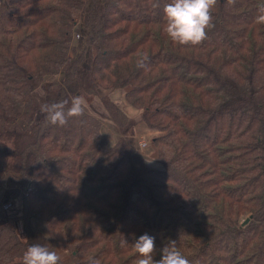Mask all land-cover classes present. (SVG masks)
I'll use <instances>...</instances> for the list:
<instances>
[{
    "label": "trees",
    "instance_id": "1",
    "mask_svg": "<svg viewBox=\"0 0 264 264\" xmlns=\"http://www.w3.org/2000/svg\"><path fill=\"white\" fill-rule=\"evenodd\" d=\"M169 2L0 6V185L16 181L10 198L20 201L0 203V264H22L33 244L60 264H136L144 233L157 261L175 241L190 264H264V0H217L196 46L164 33ZM101 91H121L141 112L159 168L124 137L110 146L85 108L65 126L41 111ZM101 100L126 127L122 109Z\"/></svg>",
    "mask_w": 264,
    "mask_h": 264
},
{
    "label": "clouds",
    "instance_id": "2",
    "mask_svg": "<svg viewBox=\"0 0 264 264\" xmlns=\"http://www.w3.org/2000/svg\"><path fill=\"white\" fill-rule=\"evenodd\" d=\"M230 4L235 0H228ZM217 0H170L165 4L163 13L165 16L164 33L170 40L180 46H196L207 38V31L214 27L212 9ZM255 23L264 25V5L257 8ZM68 101L58 103H45L41 111L47 113V119L52 125L65 126L71 117L83 115L85 100L83 96H74L71 107L65 111ZM122 246L127 241L121 242ZM138 254L136 264H190L189 260L176 248V242L172 241L163 247L161 258L154 260L156 252L155 237L144 233L138 237L133 245ZM60 256L47 247L33 244L23 254L22 264H60ZM90 264H100L99 260H91Z\"/></svg>",
    "mask_w": 264,
    "mask_h": 264
},
{
    "label": "rangeland",
    "instance_id": "3",
    "mask_svg": "<svg viewBox=\"0 0 264 264\" xmlns=\"http://www.w3.org/2000/svg\"><path fill=\"white\" fill-rule=\"evenodd\" d=\"M3 4H4V0L2 2H0V6H2ZM84 46H85V44H84ZM80 49H81L80 41H78V36H75V43L73 44V50L75 51V55H79L83 51V48H82V50H80ZM52 80H54V79L53 78L47 79L45 81V84L51 82ZM101 92H103V91H101ZM104 92H106V91H104ZM35 95L38 98H41L43 96V90H41V89L37 90V92H35ZM97 98L101 99V93H99V96ZM101 103L103 105V108L106 110V112L103 110L102 105L100 104V102L99 103H95V104H94V101L90 102L89 104L86 102L84 106L92 114H95V112H100V114L98 116L95 115V117H97L99 120H101L102 125L104 124L105 127L108 124L110 125V127L107 126V128L105 130V133L107 135H109V138H110L111 142L116 140L118 136H119V138L120 137L121 138L124 137L128 141H130V140H132V139H130V136L134 135V136L137 137L136 141H140V142H139V145L136 144V141H135V143L134 142H130L131 145L135 149L136 148L138 149V146H139L141 148V150L145 152L144 155L146 157H148L150 160H153L152 159V154H153L152 139L155 137L154 134H156V133H154L151 129H149L146 124L145 125H146L147 129L149 131H151L150 134L147 133V129L146 128L145 129H140L139 125L137 124L139 119H138V116L136 114H133L132 117L128 116L129 117L128 118V124H127L126 127L119 126L114 121V119L112 118L110 113L107 111V109L105 108L102 100H101ZM126 104H127V102H126ZM140 114H141V112H140ZM141 117L142 116L140 115V118ZM141 120H142V118H141ZM141 143H143V144H141ZM141 145H143V146H141ZM149 146H151V153L146 155V153H148L150 151V147ZM150 162L152 164H154L152 161H150ZM15 185H17V182L14 181V180L12 182L6 183V185H4V184L0 185V186H6V189H7V193H4V197L2 199L3 201L0 200L1 201L0 203L3 204V210H5L8 207L20 202L19 199H17L14 202H12V199L10 198L11 193L15 190V187H14ZM8 192H9V194H8ZM37 227L39 228L40 231H43V232L45 231V225L43 223H40L39 225H37Z\"/></svg>",
    "mask_w": 264,
    "mask_h": 264
},
{
    "label": "crops",
    "instance_id": "4",
    "mask_svg": "<svg viewBox=\"0 0 264 264\" xmlns=\"http://www.w3.org/2000/svg\"><path fill=\"white\" fill-rule=\"evenodd\" d=\"M3 0H0V2H2ZM101 93V98H105V97H107V98H109L111 101H113L116 105H118L121 109H122V111L127 115V117L129 116V117H132L133 116V114H136L137 116H138V125H139V128L140 129H147V127H146V125H145V123L141 120V118H140V111H138V110H136V109H134V108H132V107H130L129 105H127L126 104V101H125V98H124V94L121 92V91H111V92H109V91H106V92H100ZM94 101V104L95 103H99L100 102V104L102 105V103H101V99L100 98H96V99H94L93 100ZM86 103V102H85ZM84 108L87 110V112H89L88 111V109L84 106ZM102 108H103V105H102ZM103 110L106 112V110L103 108ZM90 113V112H89ZM90 114H92V113H90ZM100 114V112H95V114H92V115H96V116H98ZM128 117V118H129ZM108 127H110V125L108 124L107 125ZM107 126L105 127L104 126V124H103V134L105 135V137L107 138V140H108V143H109V145L110 146H113V145H115L116 144V142L119 140V136L117 137V139L116 140H114L113 142H111V140H110V138H109V135H107L106 133H105V130H106V128H107ZM115 126V125H114ZM116 127V126H115ZM117 128V127H116ZM147 133L148 134H150L151 133V131H149L148 129H147ZM155 133V132H154ZM155 135V134H154ZM121 138V137H120ZM130 139H132V140H130V142H134L135 143V141H136V139H137V137L136 136H134V135H131L130 136ZM139 142L140 141H136V144L137 145H139ZM112 143V144H111ZM141 144H143V143H141ZM141 146H143V145H141ZM150 147V151L148 152V153H146V155H148V154H150L151 153V146H149ZM136 150L145 158V160L147 161V163L151 166V167H153V168H159L160 167V163L158 162V161H156V160H154L153 158V160H150L148 157H146L145 155H144V151H142L141 150V148L138 146V149L136 148ZM150 161H152L154 164H152ZM4 185H6V184H4ZM9 191V190H8ZM4 193H7V189H6V186H0V200H2L3 199V197H4ZM8 194H9V192H8ZM5 200V199H4ZM3 201V200H2ZM1 202V201H0Z\"/></svg>",
    "mask_w": 264,
    "mask_h": 264
},
{
    "label": "water",
    "instance_id": "5",
    "mask_svg": "<svg viewBox=\"0 0 264 264\" xmlns=\"http://www.w3.org/2000/svg\"><path fill=\"white\" fill-rule=\"evenodd\" d=\"M250 220H251V217H249V218H247V219H245L244 221H243V223H242V227H245V226H247L248 224H249V222H250Z\"/></svg>",
    "mask_w": 264,
    "mask_h": 264
}]
</instances>
